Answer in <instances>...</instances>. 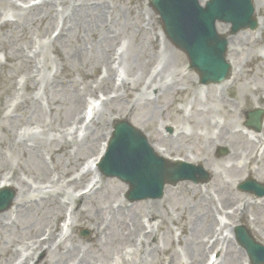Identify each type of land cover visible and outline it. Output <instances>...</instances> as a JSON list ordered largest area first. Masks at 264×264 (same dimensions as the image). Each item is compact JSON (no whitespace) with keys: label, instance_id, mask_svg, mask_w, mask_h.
Segmentation results:
<instances>
[{"label":"rangeland","instance_id":"374dc122","mask_svg":"<svg viewBox=\"0 0 264 264\" xmlns=\"http://www.w3.org/2000/svg\"><path fill=\"white\" fill-rule=\"evenodd\" d=\"M41 1L0 0V181L11 183L14 195L22 188V202L28 195L26 186L29 192L65 191L59 199L67 208L61 213L54 197L56 209L52 205L32 204L25 210L17 207L19 200L14 203L11 199L9 206L0 210V216L4 214L0 223V264H22L25 260V264H77L78 254L84 250L91 255L94 264H120V256L129 264H136L142 254L134 250L128 240L131 230L127 223H132L133 216L138 223H143L144 232L154 231L147 241L149 248L157 246L158 249L145 261L147 264H200L202 260H205L203 264L212 263L211 253L193 259L187 244L217 240L219 249L224 235L234 233L238 225L247 227L254 240L264 245V196L258 198L238 189V185L249 178L248 168L256 169V175L260 177L256 181L264 184V154L246 170L229 173V150L224 145L218 148L210 145L208 139L217 129L206 124L208 118L215 116L208 110V104L215 93L213 91L221 85L200 84L197 74L188 68L186 55L163 37L162 23L149 6V0H53L38 4ZM254 1L256 16L260 20L258 28L241 30L230 36V49L226 53L227 59L233 63L231 73L236 77L233 88L241 90L243 87L241 95H247L252 101L253 108H248L247 113L264 109V104L255 102L257 93L253 92L256 87L264 91V71H258L264 68V0ZM102 4L106 8L101 9V13L108 17L106 28L114 36L110 39L109 52L103 55L94 45L95 36L85 29L89 15L94 16L95 7ZM71 6L80 7L79 22L67 21L66 29L76 27L60 35L62 17L68 15ZM76 48L78 53L72 56V50ZM108 62L118 75L117 83L123 80L130 86L128 93L124 88L115 92L113 83L105 80L109 74ZM230 80L226 79V82ZM85 84L90 90L83 88ZM194 92L198 101L193 102ZM77 93L82 96L79 101ZM102 94L109 96L105 99L107 104L98 109L101 115L90 122L86 119L84 123L73 124L74 116L78 112L83 115L85 105ZM84 95L86 104H81ZM224 96L230 97L227 92ZM76 100L78 105L75 108ZM119 119L140 129L150 145H158L162 151L166 148L165 156L185 158L200 165L207 173L206 181L166 184L161 198L130 202L125 197L128 185L118 178L93 170L87 174L91 158L99 155L103 143L110 137L113 124ZM85 124L88 125L86 130ZM246 130L251 138L258 135L264 141V118L260 132L251 128ZM16 133L25 136L29 139L27 144L35 147L14 145ZM85 133L88 136L87 149L78 150L77 146L70 144L66 151H54L71 140V135H78L80 139ZM234 136L238 138L233 135L231 139L235 140ZM260 151H255L251 157L260 155ZM207 156L213 159L211 167L220 173L219 180L209 173L205 163ZM245 162L243 158L237 160L239 166ZM41 165L45 168V175ZM69 178L80 181L75 191L66 183ZM95 180L100 182L80 203L81 213H72L76 203L71 193L76 196L89 190L88 186ZM217 181L219 186L234 190L228 198L230 204H234L227 214L225 211L214 213L216 220L221 222L215 225L205 197H212L211 201L208 200L212 207L221 206V195L215 186ZM196 187L202 191L198 192ZM149 202H154L155 206L150 208ZM119 205L123 207L124 219L122 214L117 215ZM234 209L244 210L247 225L240 224L239 218L231 219L229 215ZM205 212L210 216V223L203 217ZM97 213L99 218L93 220ZM151 214L155 217L150 218ZM64 215L66 219L74 217L69 239H66L70 232L65 227L67 223L64 225ZM102 221L113 223L110 230L106 227L101 234L97 226ZM56 224L61 230L57 232L56 243L64 238V247L56 248V244H52L48 251H44L32 245L35 237L44 238L42 233L52 230ZM208 225L213 226L210 229ZM141 230L140 224L133 238ZM81 231L86 236L81 235ZM120 238L125 241L116 243ZM74 244L82 251L64 253L65 248ZM228 250L238 256L234 260H230V255L224 258L222 255V260L219 256V264H229V261L250 264L245 251L233 238Z\"/></svg>","mask_w":264,"mask_h":264},{"label":"bare ground","instance_id":"6f19581e","mask_svg":"<svg viewBox=\"0 0 264 264\" xmlns=\"http://www.w3.org/2000/svg\"><path fill=\"white\" fill-rule=\"evenodd\" d=\"M52 1L53 0H47L46 3H50ZM54 1H56V0H54ZM252 1H254V0H252ZM256 1H258V0H256ZM46 3H44V4H46ZM254 3H255V1H254ZM105 8H106V6H104V4H102L100 7H95V10L97 11L96 14L94 16L89 15L90 19H88L86 24H85V29H86L87 33L91 34L93 37L95 36L94 45L97 47V49L100 51V53L102 55L109 52V50H110L109 45L111 42L110 39L114 37L113 33H110L108 31V29L106 28L107 23H108V17L101 13V9H105ZM254 8H255V6H254ZM79 9H80V7L71 6V8L69 9L68 15L62 17V26L59 30L60 35L66 34L68 32V30L71 28L74 30V28L76 26H74L73 24H72L73 26L68 27V29H66L65 26H66L67 21L72 20V22H74V23L79 22V17H78L79 16V13H78ZM255 12H256V9H255ZM44 17H47V16H44ZM259 22H260V20H259ZM77 27L80 29V25ZM217 30L220 34H222L223 36H226L228 41H229L230 37L227 35V30H228L227 24L221 23L220 27L217 25ZM76 37H78V36H76ZM163 37H164V35H163ZM4 38L6 39V36ZM228 49H230V45H228ZM234 49L235 48H233L232 50H234ZM77 53H78V49L76 48L75 51L72 50L71 55L74 56ZM112 55H113V53H112ZM103 61H104V57H103ZM228 61L231 65H233L231 60L228 59ZM258 71L262 72V71H264V68H259ZM107 72H109L110 75L107 74V77L105 78V80L107 82L111 81V83H113L114 77H115L114 76V70L112 69L109 62H108V66H107ZM233 75H234V73H231L229 76V80L230 79L231 80L228 82H226V81L221 82L220 84H218L221 86L213 91L215 93L213 94L212 99H210V101H209L208 110L211 111L212 114H214L215 116L214 117L212 116L211 118H208V120H206V124L209 128H211V126H212V128L217 129V131L214 133V135H212L208 139V142L210 143V145H213L215 148H218L220 145H224L229 150V154L227 156V161L229 162L228 170H229L230 174H235L237 170H246L247 167H249V165L251 163H256V161L258 162L257 157L263 158L262 155L264 154V141H262L261 138L258 137V135L254 139L251 138L249 136V132L246 130V129H250V127H248L246 125V114H247L248 108H251V109L253 108L252 101L248 98L247 95H241V91L244 89L243 87L241 90H236L233 88L234 82L236 81V77ZM137 80L138 79H136V81ZM160 87H161V85H160ZM83 88L85 90H88V89L90 90V86L88 84H85ZM120 88H124L126 93H128L130 86L126 82L123 81V82H121V84L118 87H114L113 89L115 90V92H117ZM158 89H159V85H158V87H156L157 91H158ZM224 92H227L230 97H225ZM253 92L255 94L257 93L255 102H257V104H264V91H263V89L261 87H256L253 89ZM196 95H197V93L194 92L193 102L198 101ZM85 96L86 95H84L83 98L81 99V101H80L81 104H85V102H86ZM80 97H82V96H80L78 94V97H77L78 101L80 100ZM74 104H75V108H76V105H78L77 100ZM105 104H107V103L105 102ZM90 107H92V106H90ZM102 112H103V110H102ZM98 114L101 115L99 110L97 112L94 111V113L92 115V119H94ZM218 118H220V120H217ZM82 119H83V115H80L79 112L74 116V122L80 123V122H82ZM243 126L245 128H243ZM3 128L6 129L5 126H3ZM87 128H88V126H85L84 129L86 130ZM231 132H234L235 134H231ZM233 135H236L238 137V138H236L234 136V139L237 140V144L235 143V140L231 139V137ZM87 139H88V136L86 137V133L83 134V136L80 139L77 136H72L71 140L65 141L64 142L65 145H63V146L60 145L58 148L54 149V151L55 152L66 151L67 146L70 144H74L75 146H77L78 150L87 149L88 148L87 147V145H88ZM28 140L29 139H27L25 136L19 135L18 133H16L14 135V141H15L14 145H17V146L18 145H24V146L29 147V148L35 147L34 144L28 145L27 144ZM169 143L172 144L171 142H169ZM169 143H167V144H169ZM105 145H106V143H104L102 151L104 150ZM151 146L154 149L155 153L166 158L167 155L165 156V154H164V152L167 153L166 148L162 151L158 147V145L151 144ZM255 151H258V152L260 151L261 154L256 155L255 158H252L251 156L253 153H255ZM239 158H243L246 160V162L241 166H239V164H237V160ZM98 159H99V156L92 160V164H94L96 170H97V168H96L95 164H96ZM187 159H189V158H187ZM185 161H189V160H185ZM43 162L45 165H47V162L44 159V157H43ZM212 162H213V159L210 156H207V159L205 161L207 169H208L209 173H211V175H214V178L219 180L218 178H219L220 173L211 167ZM198 163H201V162L198 161ZM70 164H72V162H70ZM248 169H249V171H248L249 172V178L255 179V180L260 179V177H258V175H256V173H257L256 169L254 171H252L250 168H248ZM41 171H42V174L45 175V168L42 165H41ZM82 176H83V174H81V176H79L80 177L79 180L82 179L81 178ZM79 180H77L75 178H69L66 183L69 184L70 188H72V191H75L79 186L78 185L80 182ZM55 182H58V180H55ZM99 182H100V180H97L93 184V186L90 190L91 191L95 190L97 188V187L95 188V185L98 184ZM222 183L224 184L225 182H222ZM7 185H10V184L4 183L3 181L0 182V187L1 186H7ZM219 185H220V182H218V181L215 182V186L217 187L219 194L221 195V197H220L221 203L220 204L222 207L221 206L218 207L217 205H214V207H212L213 204H211V202H210L212 200V197H210V196H208V198L205 197L206 202H208L207 205H209L208 207H209V210H210L211 215H212V218H211L212 221L214 220V217H215L214 213H221L223 211H226L227 208H230L234 204L233 202L230 204V201L228 199L234 193V190L231 187L228 189L226 186L223 187V186H219ZM26 188L27 189L25 191L28 192V195L25 197L24 202H22V200H23L22 196L24 195L22 192L23 191L22 188H21V191L19 194L18 193H17V195L15 194V197L13 199L14 201H12V202L15 203L16 199L19 200L17 203L19 205L17 207H21L22 209L24 208L25 210H28L31 207L30 205H32V204L45 205V206L52 205L54 207V209H56V207L57 208L60 207L61 213L64 212L63 210H65L67 208L66 203L59 199L60 197H63V195L66 193L65 191L64 192H55L52 190H44V191L32 190L31 192H29L28 186H26ZM196 189L198 192L202 191L200 189V187H196ZM215 191H217V190L215 189ZM71 196H72V199L74 200V202L77 204V205L75 204L74 208H73V213L76 214L78 211H80L79 206H80V203H82L84 201L85 195L74 196L71 193ZM52 197L57 199L58 205L56 207L54 204L55 203L54 199H52ZM208 200H210V201H208ZM149 206H150V208H152L155 206V203L149 202ZM117 211H118L117 215L122 214V218L124 219V217H123V214H124L123 211L124 210H123V207L121 205H119L117 207ZM236 211H232L231 214L229 215V216H231V219L232 218H239L240 224L247 225L245 214L243 213L244 210H242V211L239 210V212H237V213H236ZM61 213H59L58 216H61ZM79 213H81V211ZM98 213L93 220H96L99 218ZM25 214H27V213H25ZM94 214H96V213H94ZM190 214H191V212H190ZM3 215L4 214L1 215L2 218H3ZM1 216H0V223H1V219H2ZM154 217H155L154 214L150 215V218H154ZM158 217H160V216H158ZM203 217L205 219H207L208 223H210V216L208 215V213L205 212ZM72 219H73V221L70 224V233L66 239L70 238L72 229L74 227V217ZM89 219H91V218L88 217V220ZM114 219L116 220L117 217L115 216ZM131 221H132V223L130 225L127 223V226H129V228L131 230V232L129 231V234L127 233L128 237H129L128 240L131 241L132 246L135 248L134 250H136L142 254L141 259L139 261H137L136 264H145L146 263L145 261L149 257H151L152 253L155 250L158 249L157 246L156 247L154 246L152 249L149 248V244L147 241L148 238L154 233V231L153 232H150V231L144 232L145 226H143V223L139 222L142 225V230L140 231L141 233H138L136 235V237L133 238V236H135L133 234H134V232H137L139 230L140 224L137 222L138 220L136 221V217H134V216L132 217ZM112 223H113L112 221L110 223H107L106 221H102V223L97 226V231L102 234L103 232H105L106 227L108 230H110V226L112 225ZM208 226H210V229H211L213 225H208ZM59 231H60V227L57 224L53 225L52 230L51 229L48 230V234L46 235V237H44L42 239H38L37 237H35V240L33 241L32 245L33 244L36 245V248H38V249L43 248L44 251H48V247H50L52 244H56V248L64 247L65 240L59 241L58 243H56V240H55L58 236L57 232H59ZM223 240H224V242H223L224 246H223V248L221 247L219 249V252L222 253L223 258L226 257V255H227V257H228V255H230V260H234L238 255L236 256V255L232 254V251L228 250L229 247L231 246L230 237L226 234V236L224 237ZM123 241H125V240L120 238L118 241H115V242L118 243V242H123ZM44 245L46 246V248H44ZM187 245L189 246V251H190V254H191L193 259L194 258L197 259V258L201 257L203 254H205L207 252V250H213L217 246L215 243L209 244L208 241L201 242L200 244L190 242ZM64 250H66V251H64ZM64 250H63L64 253L72 254L74 251L81 250V249H80L79 245L74 244V245L70 246L69 248H65ZM226 251H229V254ZM80 253L81 254H78L79 258H78L77 264H94V262L91 258V255L88 254L87 250H84ZM222 255H221V260H222ZM119 258H120V264H129L127 262V260L125 259V257L120 256ZM25 263H26V260L24 262H22V264H25ZM219 263H217V264H219ZM229 264H232L231 261H229Z\"/></svg>","mask_w":264,"mask_h":264},{"label":"water","instance_id":"95a60500","mask_svg":"<svg viewBox=\"0 0 264 264\" xmlns=\"http://www.w3.org/2000/svg\"><path fill=\"white\" fill-rule=\"evenodd\" d=\"M150 6L160 15L166 36L186 53L190 68L197 72L203 84L223 81L229 70L224 58L227 41L217 33L215 22L231 23L232 32L253 28L256 24L251 0H209L206 7H201L198 0H150ZM261 114L256 113L254 121L248 123L256 131L261 127ZM166 169L165 162L153 152L141 131L127 121L115 123L100 170L106 176H116L129 184L126 196L130 201L160 197L166 182L197 180L194 172L206 177L202 169L190 164L179 163ZM258 187L255 185L252 190ZM6 194L0 195V210L5 209L13 197L10 190ZM238 236L252 264L263 262L264 249L254 244L248 234L241 232ZM256 251L261 253L254 255Z\"/></svg>","mask_w":264,"mask_h":264}]
</instances>
